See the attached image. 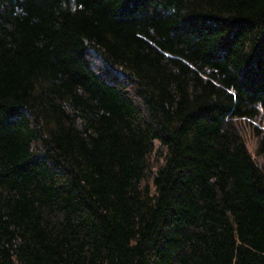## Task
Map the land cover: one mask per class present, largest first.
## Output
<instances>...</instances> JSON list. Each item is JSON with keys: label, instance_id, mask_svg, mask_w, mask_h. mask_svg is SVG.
<instances>
[{"label": "trees", "instance_id": "obj_1", "mask_svg": "<svg viewBox=\"0 0 264 264\" xmlns=\"http://www.w3.org/2000/svg\"><path fill=\"white\" fill-rule=\"evenodd\" d=\"M263 119L264 0H0V264H264Z\"/></svg>", "mask_w": 264, "mask_h": 264}, {"label": "rangeland", "instance_id": "obj_2", "mask_svg": "<svg viewBox=\"0 0 264 264\" xmlns=\"http://www.w3.org/2000/svg\"><path fill=\"white\" fill-rule=\"evenodd\" d=\"M254 125H256V124H254ZM260 127L264 131V119L261 122ZM246 141H247L249 149L252 152H255L256 147H257V139L252 135L250 128L247 130V133H246ZM258 160H260L261 162H264V157H260V158H258Z\"/></svg>", "mask_w": 264, "mask_h": 264}]
</instances>
